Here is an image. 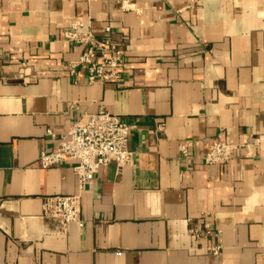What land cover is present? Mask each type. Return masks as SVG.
Segmentation results:
<instances>
[{"label": "crops", "instance_id": "1", "mask_svg": "<svg viewBox=\"0 0 264 264\" xmlns=\"http://www.w3.org/2000/svg\"><path fill=\"white\" fill-rule=\"evenodd\" d=\"M77 20L124 50L118 79L71 72ZM102 107L135 155L81 190L39 155ZM220 135L240 148L208 164ZM78 192L81 222L43 216ZM0 264H264V0H0Z\"/></svg>", "mask_w": 264, "mask_h": 264}, {"label": "built area", "instance_id": "2", "mask_svg": "<svg viewBox=\"0 0 264 264\" xmlns=\"http://www.w3.org/2000/svg\"><path fill=\"white\" fill-rule=\"evenodd\" d=\"M65 36L84 46L79 59L70 61L71 72L83 65L88 68L90 81L105 82L119 78L124 65V50L118 48L110 37L96 36L90 24L80 20L72 23ZM134 127L133 123L103 107L96 112L86 113L57 137V143L51 150L41 151L40 166L50 168L71 162L82 190L103 166L115 162L118 167H123L132 162L135 151L129 147V141ZM163 128V125L159 127ZM51 134L56 137L54 132L51 131ZM189 145L188 141L180 144L182 155L187 154ZM239 148L240 145L227 136H217L208 145L205 161L208 164L228 163ZM81 211L79 192L49 195L43 203V216L57 220L63 228L70 222H81ZM192 232L199 237L219 235V230L209 224H205L204 228L193 227ZM211 249L217 251L219 246Z\"/></svg>", "mask_w": 264, "mask_h": 264}]
</instances>
